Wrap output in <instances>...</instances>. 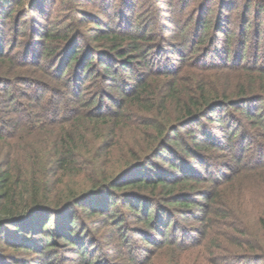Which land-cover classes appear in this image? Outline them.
Masks as SVG:
<instances>
[{"label": "trees", "instance_id": "16d2710c", "mask_svg": "<svg viewBox=\"0 0 264 264\" xmlns=\"http://www.w3.org/2000/svg\"><path fill=\"white\" fill-rule=\"evenodd\" d=\"M0 264H264V0H0Z\"/></svg>", "mask_w": 264, "mask_h": 264}]
</instances>
